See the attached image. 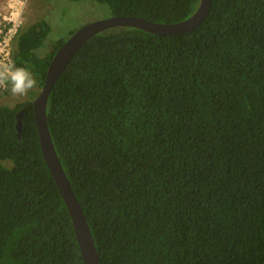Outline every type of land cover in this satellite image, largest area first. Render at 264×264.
<instances>
[{
  "label": "trees",
  "instance_id": "1",
  "mask_svg": "<svg viewBox=\"0 0 264 264\" xmlns=\"http://www.w3.org/2000/svg\"><path fill=\"white\" fill-rule=\"evenodd\" d=\"M90 1L172 24L200 0ZM49 33L43 20L15 39L13 64L39 89L66 40L40 57ZM46 118L99 264H264V0H212L175 36L95 35L58 78ZM0 264H83L32 101L0 105Z\"/></svg>",
  "mask_w": 264,
  "mask_h": 264
},
{
  "label": "water",
  "instance_id": "2",
  "mask_svg": "<svg viewBox=\"0 0 264 264\" xmlns=\"http://www.w3.org/2000/svg\"><path fill=\"white\" fill-rule=\"evenodd\" d=\"M211 1L200 0L196 10L188 18L172 24H161L136 16L120 15L90 22L73 32L63 42L47 66L44 83L39 94L32 101L33 118L42 156L70 216L83 264H99V256L84 212L53 146L46 118L49 95L70 61L95 35L115 28H136L157 36H175L197 28L208 14ZM22 116L23 110H20L16 114L15 125L18 137L22 132Z\"/></svg>",
  "mask_w": 264,
  "mask_h": 264
},
{
  "label": "rangeland",
  "instance_id": "3",
  "mask_svg": "<svg viewBox=\"0 0 264 264\" xmlns=\"http://www.w3.org/2000/svg\"><path fill=\"white\" fill-rule=\"evenodd\" d=\"M9 13H13L16 17V24L19 25L16 27L18 28L17 34L43 20L48 23L50 33L41 48L37 50V55L40 57H45L60 39H67L72 32L85 24L113 16V12L107 5L90 0L79 2L68 0H0V28L6 24L3 17L9 18ZM15 48L14 38L12 41L13 52ZM31 74L35 78V75ZM10 88L11 85L9 84L5 91L0 93V105L15 107L18 104L33 101L41 90L37 83L25 95L13 94ZM3 164L8 167L11 165L9 162Z\"/></svg>",
  "mask_w": 264,
  "mask_h": 264
},
{
  "label": "clouds",
  "instance_id": "4",
  "mask_svg": "<svg viewBox=\"0 0 264 264\" xmlns=\"http://www.w3.org/2000/svg\"><path fill=\"white\" fill-rule=\"evenodd\" d=\"M36 80L31 72L14 64H0V86L5 88L11 85V92L16 95H25L36 86Z\"/></svg>",
  "mask_w": 264,
  "mask_h": 264
},
{
  "label": "built area",
  "instance_id": "5",
  "mask_svg": "<svg viewBox=\"0 0 264 264\" xmlns=\"http://www.w3.org/2000/svg\"><path fill=\"white\" fill-rule=\"evenodd\" d=\"M15 18L13 13H9V18L3 17L6 24L0 28V64L7 63L13 65L12 41L14 38L16 39L18 35V28L16 27H19V25L16 24ZM3 91H5V87L0 86V93Z\"/></svg>",
  "mask_w": 264,
  "mask_h": 264
}]
</instances>
